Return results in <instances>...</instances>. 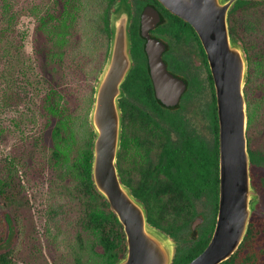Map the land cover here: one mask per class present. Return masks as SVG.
<instances>
[{
  "label": "trees",
  "instance_id": "trees-1",
  "mask_svg": "<svg viewBox=\"0 0 264 264\" xmlns=\"http://www.w3.org/2000/svg\"><path fill=\"white\" fill-rule=\"evenodd\" d=\"M94 1L0 0V104L11 114L9 109L21 103L24 96L38 99L37 113L44 120L47 132L43 130L37 140L48 142L42 153L52 173L41 201L42 210L32 211V198L19 180L18 163L22 161L15 155L6 156L5 169L0 174V200L6 206L5 211H0V243L10 223L14 241L0 250V264L41 260L44 246L52 253L51 264H114L126 251L122 224L96 189L91 175L94 132L88 115L95 83L82 95L80 108L79 100L72 104L60 81L67 79L71 60L79 52L82 38L87 39L83 30L93 28L90 14ZM101 2L103 7L95 30L98 39L95 37L92 50L99 45L103 53L94 60V82L107 56L109 13L115 0ZM263 8L264 0H241L228 13L230 33L241 41L248 58L244 87L248 113L246 133L251 179L256 190L259 177L253 166L256 160L264 162V153L252 148L250 143L257 122L264 118V93L253 96L250 87L254 78L261 77L257 89L264 88V46L252 42L251 37L258 34L259 21L264 20V14L262 19L256 14ZM26 17L34 21L31 54L25 50L28 30L21 26ZM76 62L80 65V61ZM126 91L131 93L128 87ZM145 94L155 101L146 73ZM121 104L122 135L117 167L121 180L144 203L148 221L173 237L186 239L188 233L192 234L190 224L196 215V201L205 196L214 202L210 227L202 230L197 239L186 240L176 248L172 264H184L206 246L215 221L219 183L215 93V148L213 158L207 160L190 140L183 139L178 143L179 148L172 145L167 129L140 107L131 102ZM13 113L15 116L9 118L7 127L17 129L20 139L26 137L24 125L26 122L34 125V120L22 106ZM210 164L214 168L212 189L206 184L211 175ZM261 200L257 207H261ZM35 213L38 219L43 217L42 234L34 228ZM219 264H264V211L251 213L238 249Z\"/></svg>",
  "mask_w": 264,
  "mask_h": 264
},
{
  "label": "water",
  "instance_id": "water-1",
  "mask_svg": "<svg viewBox=\"0 0 264 264\" xmlns=\"http://www.w3.org/2000/svg\"><path fill=\"white\" fill-rule=\"evenodd\" d=\"M196 30L208 57L216 97L219 136L218 211L212 235L204 249L184 264H219L241 244L251 213L260 199L252 184L247 139L248 58L241 41L232 36L228 12L235 0H160ZM129 0H115L109 13L110 39L105 62L94 86L88 122L94 132L91 175L98 192L122 224L126 251L114 264H172L177 242L147 219L144 203L119 175L117 157L122 135V84L133 66ZM145 49L156 98L177 106L186 82L171 73L160 56L164 44L151 37L150 27L160 14L150 5L142 15ZM0 201V209L4 210ZM198 215L191 223L195 229Z\"/></svg>",
  "mask_w": 264,
  "mask_h": 264
},
{
  "label": "flooded vegetation",
  "instance_id": "flooded-vegetation-1",
  "mask_svg": "<svg viewBox=\"0 0 264 264\" xmlns=\"http://www.w3.org/2000/svg\"><path fill=\"white\" fill-rule=\"evenodd\" d=\"M240 1L241 0H235L232 7ZM129 2L132 10L129 32L131 37L130 53L133 66L122 84L125 95L120 98V107L122 105L121 103L131 102L140 107L152 118L159 120V123L167 129L172 145H178V148V143L181 144L183 139H178L175 135L177 132L176 126L178 128L182 126L186 139L192 141V145L195 147L194 149H200V153H203L206 160L207 158H213L215 148V128L213 122L214 82L205 48L196 30L188 21L170 11L160 0H129ZM147 5L153 6L161 16L160 21L149 28V35L164 44L163 47L159 48V51L167 69L186 82V87L180 96L177 106H168L160 102L155 96L149 71L148 55L145 49L147 38L145 37V23H143L142 18L145 6ZM240 13H242V11H240ZM145 73L150 80L152 96L155 98L154 102L148 94H145ZM128 75H130V77L126 82ZM126 87L131 89V93L126 91ZM140 87H142L141 91ZM203 97H205V101L210 100L209 103L206 102V106L210 107L209 110L203 105ZM188 113H192L193 116L190 117ZM198 124H202L200 131L198 130ZM196 153L197 151H195V155H197ZM210 168L211 175L206 184L208 188L212 189L214 187L212 179L214 168L211 164ZM201 199L203 200H197L198 203L196 202L195 204V217L198 215L202 217L200 223L196 225L195 229L191 228L192 234L188 233L185 237L186 239H179L172 236L177 242V246L184 243L186 240L190 241L192 239H197L202 230H207L210 227L215 210L214 202L211 198L207 199L205 196ZM217 211L218 200L213 229L216 222Z\"/></svg>",
  "mask_w": 264,
  "mask_h": 264
},
{
  "label": "rangeland",
  "instance_id": "rangeland-1",
  "mask_svg": "<svg viewBox=\"0 0 264 264\" xmlns=\"http://www.w3.org/2000/svg\"><path fill=\"white\" fill-rule=\"evenodd\" d=\"M102 0H95L93 3L95 7L92 9L90 16L93 18V28H85L83 31L87 35V39L84 40V37L81 40V47L79 48V52H77L74 59L71 60V67L69 73L67 74V79H61L60 81L63 83V87L69 94V98L72 100V104H75L79 100V107L81 108L83 99L82 95L89 90V87L94 84L93 80V73L92 67L95 66L96 61H94L99 53H103L102 46H97L92 50V45H94L93 41H95V37L98 34L96 30V25L99 22V13L101 8L103 7ZM256 14L263 17L264 8L258 10ZM34 21L30 17H26L22 20L21 26L26 27L27 37H26V47L25 50L27 53L31 54L32 46L34 44L33 40V29ZM260 29L258 34H254L251 38L254 40L255 44L258 46H264V20L259 21ZM89 32V33H86ZM98 39V37H96ZM81 51V52H80ZM76 61H80V65L77 64ZM262 80L261 77H257L252 81L250 91L252 92L253 96H259L264 93L263 89H257L258 83ZM33 96L30 98L24 96L21 103L18 105L13 104V106L9 109L11 114L6 112V107L4 109L3 105L0 104V174L3 173L5 169V158L8 155H15L19 157L22 162L18 163V171L21 172V176L19 177L21 184L25 187V193L28 195L29 198H32L31 208L32 211H36L38 209V213L42 210V203L43 199L45 198L46 194L45 191L47 190L49 179L51 178V170L49 166L45 163L44 156L42 151L45 150L48 145L47 140L38 141L37 136L39 137L42 134V131L45 130L47 132V128L45 127V122L40 115H38L37 105L38 99ZM203 105L206 106V102L209 103L210 100L205 101V97L202 99ZM27 109V114L31 119L34 120L33 124L26 122L24 125V129L27 132V136L23 138H19L20 133L15 128H10L8 126V120L11 116H15L13 113L14 109L20 108ZM207 107V106H206ZM208 110L210 107H207ZM212 110V109H211ZM263 111V107H261ZM264 112V111H263ZM190 117L193 116L192 113H188ZM258 125L254 129V133L252 134L251 140V147L257 149L264 153V118L257 122ZM194 125V122H193ZM202 124H198L199 131L201 130ZM176 133L178 139H186L184 130L181 127L176 126ZM203 131V130H202ZM40 132V133H39ZM44 145V146H43ZM251 167V166H250ZM255 172H257L259 181L257 190L260 199L257 204L260 202L261 198V207H257L254 210H262L264 211V162L261 160H256L253 166ZM203 199H199L201 201ZM1 201V200H0ZM2 202V201H1ZM197 202V201H196ZM198 203V202H197ZM4 205V203L2 202ZM198 205V204H197ZM200 206V205H198ZM5 211L6 206L4 205ZM35 220L36 224L34 228L37 230L38 233L44 232L43 226V217L42 219H38L37 213H35ZM14 241V234L12 230V223H10V229L7 231L5 239L0 243V250H3L10 246ZM50 250L47 246H44V253L41 256V260L38 261L27 260L26 262H22L21 260L18 261V264H51V256L52 253L49 252Z\"/></svg>",
  "mask_w": 264,
  "mask_h": 264
}]
</instances>
